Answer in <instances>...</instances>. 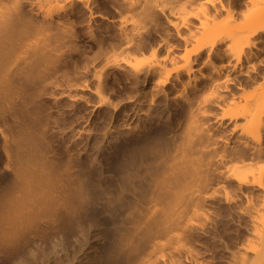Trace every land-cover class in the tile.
Listing matches in <instances>:
<instances>
[{"label": "bare ground", "instance_id": "1", "mask_svg": "<svg viewBox=\"0 0 264 264\" xmlns=\"http://www.w3.org/2000/svg\"><path fill=\"white\" fill-rule=\"evenodd\" d=\"M224 207L264 264V0H0L3 261L210 264Z\"/></svg>", "mask_w": 264, "mask_h": 264}, {"label": "rangeland", "instance_id": "2", "mask_svg": "<svg viewBox=\"0 0 264 264\" xmlns=\"http://www.w3.org/2000/svg\"><path fill=\"white\" fill-rule=\"evenodd\" d=\"M86 77H87V82L91 84L92 80L90 75ZM106 205L107 204L105 202L99 201L93 206L92 212L89 215L85 216V218L83 217L84 218L83 221L85 222L89 221L94 225V227L91 230H93L97 226V228L94 229L93 231L90 230L89 234L96 235L100 239H102L106 234L104 231H102L101 228L106 227L107 229L110 230V228H112V225H114L113 224L114 221L120 219V217H124L129 212L126 209L120 210V209H116L117 207H115L112 209H116L117 211L114 210L113 212H111L112 213L111 214L107 212L108 210L106 209L109 208V206ZM223 209L222 208L219 209V211L221 210L223 211L222 212L223 219L219 222L217 227L212 229L208 235L204 236L201 239L200 243L197 245V248L200 251V255L203 258H205L207 261H209L210 264H227L226 260L228 253H226L227 250L225 246L227 244H230L231 246V244L234 243L239 236V228L237 222L229 216L228 209H225V207ZM110 211L112 210H110L109 208V212ZM87 233L80 231L77 234V236L80 237L79 239L81 238L83 239L85 237V234ZM78 242L77 240H74V242L71 245L72 248L71 251L75 252L77 250V248L79 247ZM41 255H44L45 260H48L47 261L49 262L48 264L64 263L65 259L61 254L59 237L54 242L49 243L47 245L46 251L43 252ZM0 259L2 261V262L0 261L1 263L4 262L3 264H7L8 260L3 261L4 259L3 260L2 258ZM10 261L11 260H9V263L11 264ZM74 264H81V263L75 262Z\"/></svg>", "mask_w": 264, "mask_h": 264}, {"label": "clouds", "instance_id": "3", "mask_svg": "<svg viewBox=\"0 0 264 264\" xmlns=\"http://www.w3.org/2000/svg\"><path fill=\"white\" fill-rule=\"evenodd\" d=\"M10 240H11V237L6 230L0 231V244L8 243L10 242Z\"/></svg>", "mask_w": 264, "mask_h": 264}]
</instances>
